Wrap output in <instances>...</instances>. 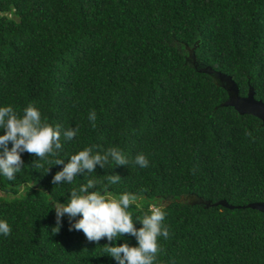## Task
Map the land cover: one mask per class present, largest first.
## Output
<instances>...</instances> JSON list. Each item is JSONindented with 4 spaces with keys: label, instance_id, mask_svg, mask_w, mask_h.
<instances>
[{
    "label": "trees",
    "instance_id": "trees-1",
    "mask_svg": "<svg viewBox=\"0 0 264 264\" xmlns=\"http://www.w3.org/2000/svg\"><path fill=\"white\" fill-rule=\"evenodd\" d=\"M205 65L264 101V0H0V107L23 116L33 105L61 126L62 149L50 160L67 163L88 147L129 159L54 185L64 165L46 173L50 164L22 153L16 178L0 175V220L12 229L0 234V264H118L106 237L90 242L69 230L67 214L52 232V203L88 179L117 198L136 194L134 221L152 205L166 213L169 236L157 238L154 264H264V212L179 200L264 201V121L226 105L227 89L198 70ZM76 127V137H63ZM141 153L148 167L135 164ZM125 242L138 245L131 234L112 241Z\"/></svg>",
    "mask_w": 264,
    "mask_h": 264
},
{
    "label": "clouds",
    "instance_id": "clouds-1",
    "mask_svg": "<svg viewBox=\"0 0 264 264\" xmlns=\"http://www.w3.org/2000/svg\"><path fill=\"white\" fill-rule=\"evenodd\" d=\"M88 119L95 127L96 112L89 113ZM0 128L5 133L0 135V175L14 180L16 174L23 170L24 161L22 153L35 154L45 163L50 164L47 172L53 165H64L62 170L56 172L53 184H71L77 175L95 172L97 165L107 168L110 164L129 165V159L118 148H109L106 151H93L92 147L85 148L71 155L67 163L64 159H49L57 157L62 149L61 126L53 127L46 121H42L41 112L37 107L29 105L24 109L23 116H19L14 108L9 105L0 107ZM79 132V128H70L63 131V137L72 140ZM251 135V133H248ZM9 142L12 146L9 148ZM135 164L140 167H148L149 160L141 153L135 157ZM44 165L37 163L36 167ZM107 180L110 184L119 182L120 175H109ZM98 181L88 179L85 184L71 190V196L64 203H52L56 213V225L53 234L59 233L62 227L63 217L67 214L70 222L69 230L83 231L88 241L99 243L102 238H107L105 253L113 257L118 264H154L157 254L163 252L157 238L169 236V229L162 222L166 213L160 206L152 205L150 214L137 217L142 222V227L137 228L132 214L128 211L129 206L136 204L139 197L136 194L123 193L118 198L108 194L107 191L97 190ZM79 219H75L76 217ZM10 225L0 220V234H11ZM125 234H131L138 240L137 246L113 244Z\"/></svg>",
    "mask_w": 264,
    "mask_h": 264
},
{
    "label": "water",
    "instance_id": "water-1",
    "mask_svg": "<svg viewBox=\"0 0 264 264\" xmlns=\"http://www.w3.org/2000/svg\"><path fill=\"white\" fill-rule=\"evenodd\" d=\"M191 52H193V50H191ZM193 57L194 62L196 63V57ZM197 66L198 65L196 64V67ZM198 70L211 73L219 80L220 84L227 89L229 98L225 102L226 105L235 107L241 114H251L264 121V101L255 98L253 88H250L247 96H241L239 93V87L231 75H228L220 70H216L211 65H205L201 68H198ZM179 200H188V202L191 204H201L205 207L215 205H222L228 208L250 207L264 212V201L251 202L243 206H235L230 204L226 199H220L213 202L212 200H206L205 198L196 194L182 195Z\"/></svg>",
    "mask_w": 264,
    "mask_h": 264
},
{
    "label": "rangeland",
    "instance_id": "rangeland-1",
    "mask_svg": "<svg viewBox=\"0 0 264 264\" xmlns=\"http://www.w3.org/2000/svg\"><path fill=\"white\" fill-rule=\"evenodd\" d=\"M2 194V192H0V195ZM186 201H188V200H186Z\"/></svg>",
    "mask_w": 264,
    "mask_h": 264
}]
</instances>
